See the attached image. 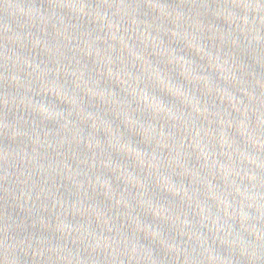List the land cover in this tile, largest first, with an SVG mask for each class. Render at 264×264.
Returning <instances> with one entry per match:
<instances>
[{
	"label": "water",
	"instance_id": "1",
	"mask_svg": "<svg viewBox=\"0 0 264 264\" xmlns=\"http://www.w3.org/2000/svg\"><path fill=\"white\" fill-rule=\"evenodd\" d=\"M0 264H264V0H0Z\"/></svg>",
	"mask_w": 264,
	"mask_h": 264
}]
</instances>
